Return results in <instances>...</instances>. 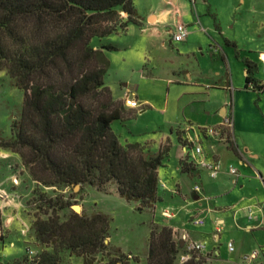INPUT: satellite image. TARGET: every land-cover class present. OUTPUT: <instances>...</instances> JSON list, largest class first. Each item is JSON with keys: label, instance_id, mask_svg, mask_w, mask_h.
I'll return each mask as SVG.
<instances>
[{"label": "rangeland", "instance_id": "1", "mask_svg": "<svg viewBox=\"0 0 264 264\" xmlns=\"http://www.w3.org/2000/svg\"><path fill=\"white\" fill-rule=\"evenodd\" d=\"M134 2L142 16L152 15L153 11L160 10L158 8L166 5L176 8L175 0H134ZM192 8L194 13L199 15L201 24L197 25L203 30L206 40H214L223 45V50L218 49L220 54L210 56L206 51L207 46L203 51L199 50V43L203 46L204 38H199L197 34H192L189 48L179 52L176 49L178 43L173 42L169 33H165L163 28L157 32L144 31L141 26L131 24L127 32L111 35V41L118 44L120 49L110 54L113 67L107 76L106 84L116 82L120 76L131 77L140 85L139 96L151 101L150 112L137 119H131L127 128L121 127L117 121L114 124L118 132L121 131L126 135L131 134L129 130L134 131L135 141L140 142L153 137L160 139L163 133L169 132L168 122L183 116L196 117L197 110L205 106V103L199 102L188 105L194 98H197V101L207 100L204 94H183L189 93L190 87L177 85L176 82L170 83L172 80H185L184 70L190 71L192 76L198 77L204 85L208 82L216 87L225 86L228 96L218 89L212 90L211 105L218 106V102L226 97L229 103L228 113H231V95L234 90L235 99L241 106V110L235 111L234 136L237 144L240 145L241 153L247 156L246 168L242 170L239 158L223 145L226 142H216L208 137V140H201L207 155H212L210 149L214 144L221 143L212 150L220 156L221 173L215 179L204 174L201 180L199 178L195 180L201 184L202 191L209 195V200L205 199L204 205L218 206L216 208L219 212L216 215L218 217L216 219L207 217L206 222L204 212L207 210L204 207L196 203L193 205L181 203L178 199L171 198L168 189L160 190L159 195L163 197L156 202L155 208L139 210V203L128 201L120 196L116 184L112 182L102 188L89 184L78 185V188L45 186L41 181L33 178L29 166L23 164L20 154L8 149L13 152L8 161L20 180V190L17 192L19 199L16 203L20 201L21 204L12 207H16L14 209L17 213L18 209L21 211L20 215H16V212L14 214L15 222L11 233H8L6 227L0 222V228L4 234V239L0 238V264L20 260L27 255L29 248L37 254L53 250L51 245L42 244L37 239L33 223L47 219L53 214L54 209L62 220H66L72 211L87 215L101 211L111 217V225L105 240L108 246L94 255V261L97 264H117L118 261H122L123 264H148L150 233L152 229L159 232L165 226L173 230V239L177 243L178 252L173 264H181L179 254L185 251L184 244H181L184 242L181 235L186 232L189 239L206 241L208 245L203 253L195 252L192 255L191 260L194 262L203 260V264H251L246 261L245 255L264 244V228L253 231L254 228L253 232L245 231L243 228L245 222L240 224L235 213L242 204L247 203V201H241L243 197L247 200L252 199L253 207L264 209V181L258 172L259 169L264 172V94L256 104L253 101L252 92L243 90L244 63L235 57L233 47H227L225 39L236 42L244 56L254 58L260 67L256 76L259 74L264 78V0H196L192 3ZM176 11L178 14V9ZM123 15L125 17V14ZM215 21L221 25L222 34L214 31ZM191 31L196 30L191 28ZM100 41L101 39L94 38L91 44L99 46ZM251 50L256 52L250 53ZM141 73H144L143 75L148 79L141 80ZM169 85L172 89L170 96L167 93ZM128 91L135 93L134 90L125 88L120 94L122 101ZM256 93L258 94L257 91ZM177 97H181L179 104L176 102ZM23 102L24 91L14 84L7 69L0 70V137L9 138L13 135L12 125L13 122L20 121ZM127 108L135 112L140 109ZM143 131L147 133L140 134ZM192 131L194 133L199 131L207 136L204 126L193 128ZM178 134L182 140L186 139L185 134L180 130ZM244 144H248L258 157L250 158L244 150ZM164 145H169V142L166 141ZM145 146L153 150L150 142H146ZM178 156L183 159L186 154L180 152ZM219 156L216 155L215 158L219 159ZM163 163L165 166L162 168V176L168 184L173 186L181 179L185 190L191 192L194 181L188 177H182L183 175L177 171V148H173ZM230 166L244 172L242 181L240 172L237 179L229 173ZM5 171V168L0 165V176ZM35 172L42 177V171ZM161 185L167 188L162 181ZM176 190L178 193L179 189ZM62 200L69 202L71 206L62 208L60 205ZM173 203L175 205L164 209ZM76 206H80V210H77ZM166 211L167 216L163 214ZM165 217L170 219V223L165 221ZM197 217H202L205 224L195 225L193 219ZM218 219L224 220L219 232L216 224ZM23 228L25 232L22 231ZM229 241L235 243L234 252H230L227 248ZM216 250L219 252L218 256H214ZM208 256L215 257L216 261L208 262L206 258ZM119 258L121 260H118ZM59 260L64 264L85 263L82 256L69 249L60 252Z\"/></svg>", "mask_w": 264, "mask_h": 264}, {"label": "trees", "instance_id": "2", "mask_svg": "<svg viewBox=\"0 0 264 264\" xmlns=\"http://www.w3.org/2000/svg\"><path fill=\"white\" fill-rule=\"evenodd\" d=\"M130 24L142 25L134 0H0V70L7 69L24 91L20 121L13 122L11 137H0V147L19 153L33 178L45 186L102 188L112 182L120 196L145 210L155 208L159 169L171 146L161 145L153 152L139 142H121L113 122L139 111L116 99L105 82L110 68L105 51L118 47L91 44L94 38L126 32ZM215 26L221 32L216 21ZM225 43L244 63V88L258 92V104L264 85L256 77L257 62L241 56L236 42ZM224 130L230 149L245 161L231 129ZM178 139L185 144L179 134ZM180 166L186 173L196 169L186 158L180 159ZM35 171H42V177ZM60 205L71 206L63 200ZM111 220L101 211L91 215L72 211L62 220L54 209L47 219L33 223L37 239L53 247L39 254V264L61 262L64 249L92 263L94 255L108 246ZM177 252L171 228L152 229L148 264H173ZM20 260L26 262L27 255Z\"/></svg>", "mask_w": 264, "mask_h": 264}, {"label": "crops", "instance_id": "3", "mask_svg": "<svg viewBox=\"0 0 264 264\" xmlns=\"http://www.w3.org/2000/svg\"><path fill=\"white\" fill-rule=\"evenodd\" d=\"M175 1H176V8L167 7V5L165 4L166 5L165 7L158 8L160 10L153 11L152 15L147 16L145 14V16H142L140 14L141 19H142V25H139V26H141L144 31H156L157 32L160 30V28H163L165 33H169V35H170V31L173 28L174 24L177 21H180V22L183 21L189 27V35L184 41L177 42L178 44H177L176 49L179 52H181L182 50L183 51L187 50L190 46V43H191L190 38H191L192 34H197V36L199 38H204L203 42H202L203 46H201V43H199V45H200L198 48L199 50L203 51L204 47L207 46L206 51L209 52L210 56L211 55L214 56L217 53L220 54V51L218 49L223 50L224 49L223 45H221L220 43H218L217 41H214V40H212V41L208 40V39L206 40L205 35L203 33V30H201L199 28V26L197 25L198 23L201 24V21L199 19V15L195 14L193 11V8H192V3H194L196 0H192V1L191 0H175ZM176 9H178V14H177ZM169 11H172L173 13H168ZM152 16H153V19L151 20ZM214 27H215V30H214L215 32L217 31L220 34H222L223 30H222L221 25H220L221 32L216 29L215 24H214ZM191 28H194V30H196V31L192 32ZM128 29H129V27H128ZM128 29L126 30V32L128 31ZM110 38H111V35L102 38L100 41V45H102L104 43L115 44L113 41H111ZM204 40H206V41H204ZM115 45L118 47V50H119L120 49L119 45L118 44H115ZM227 47H229V46H227ZM225 50H226V52L229 53L227 48H225ZM105 52H106V55L108 56V58L110 59V68H109V70L106 74V77H105V82H107L106 81L107 76L110 74L111 68L113 67V62H112V59L110 57V54L114 51L106 50ZM253 52H256V51H254V50L250 51V53H253ZM234 55H235V52H234ZM241 56L248 57L251 60L255 61L254 58H252L250 56H244L243 54H241ZM244 67H245V65H244ZM245 69H246V67H245ZM245 69H244V73L246 75ZM259 70H260V67H259ZM142 72H144V71H142ZM184 72H185V80H172L170 83L173 84L176 82L177 85L181 84V85L190 87V89H189L190 92L189 93H183V94H204L205 96H207V100L197 101V98H194L188 103V105H191L192 103H195V102L205 103L204 104L205 106H203V108H200L197 110L196 117H194V116H183L182 118H177L176 120H174L172 122H168L167 125H168L169 132L163 133L162 137L160 139L154 138V137L153 138H147L145 142L135 141V139L133 137L135 134L133 133L134 131H132V130H129L131 132L130 135L129 134L126 135V134L122 133L121 131L118 132L114 126L116 121L113 122L112 127H113L114 131L116 132V134L119 136L122 143L139 142L141 144H145L146 142H150L152 145L151 147L153 149L151 151L157 152L160 149V146L164 145L165 142L168 141L170 146H171L168 156L170 155V152L173 150V148H177V158H178L177 171H179L181 173V175H183L182 177L185 176V177L190 178L191 181L192 180L194 181L193 186H191V192H187L185 190L184 183L181 179H179L176 182V184L173 186H170L168 184V182L164 179V176H162V168H163V166H165V163H164L163 166L160 167V169H159L158 200L163 197V196L159 195L160 190L166 191L168 189L170 191L171 198L178 199L181 203H184L186 205H188V204L193 205L196 203L199 206L204 207L205 210H207L204 212L205 216H206L205 219L207 222V217H212V219L213 218L216 219V217H218V216H216L219 213L218 209H216L218 206L217 207L216 206H214V207L205 206L204 201H205V199L209 200V195H207L204 191H201L200 193H196L193 188H194V185L198 183V181H195V180L197 178H199L201 180L202 176L204 174H208V173L204 170H200L197 168H196L197 171H195L194 173H186V172L181 171L180 158H179L178 154L180 152L185 153V151L183 148V144L178 139V133L180 130L183 134H185V137H186L188 134H192L191 132H193L192 131L193 128L200 127V126L206 127V126L220 125L221 122L223 121L224 115L229 114L232 118V121H233V131H234V135H235V111L237 109L241 110V106H240L239 102L237 101V99H235V94L233 92L234 90L232 91L233 100L230 103L231 104V113H228L227 106L229 105V103H228V100H226V97L224 98L223 101L218 102L219 103L218 106L211 105L212 104L211 96L213 93L212 90L218 89L222 92H225L224 94L228 96V94H226L227 88L225 86H217V87L212 86V84H210L208 82H207V84L204 85L203 83L200 82V79L198 77H196V78L193 77L192 74L190 73V71L184 70ZM143 74L144 73H141V80H144L147 78ZM256 77L258 78L259 82L264 85V78H262L259 74ZM107 85L111 88L113 95L116 99H120V94L124 92L125 88L130 89V90L131 89L134 90L135 94L138 97V100L140 101V103L142 104V106L144 108L142 111H139L138 114H136L135 116H133L129 119H126L125 121H117L121 124V127L124 126L127 128V126L130 124L129 121L131 122V119H134V118L137 119L138 117L143 116L144 114L150 112V110L152 109L151 101L147 98H142L139 96L138 89H139L140 85H139V83H137V81L132 80L131 77L120 76L116 82H114V83L110 82ZM171 90L172 89L170 88V85H169L167 88V93L169 96H170ZM243 90L252 92V94L254 95L253 101L255 102V99L258 96L256 91H254L252 89H245V88ZM262 94H264V92H259L260 100L262 98L261 97ZM181 97H182V95H181ZM181 97L176 98L177 104L180 103ZM238 124H239V122H238ZM122 130H124V129H122ZM144 133H147V132L146 131H143L142 133L140 132V134H144ZM195 133L193 132V134H195ZM208 137H209L208 135L205 136L202 133V139L203 140H208L210 138V137L209 138ZM210 139L212 140V138H210ZM235 141H236V137H235ZM236 144H237V141H236ZM218 145H221V143H216V144H214V146L211 147L210 152L212 153V155H207V153H206V155L209 158H215L216 155L219 156V154L217 152L212 151L213 148H217ZM223 145L227 149H230L229 143H226ZM237 145H238V148L240 149L239 143ZM230 150L233 151L232 149H230ZM244 150L250 158L258 157V154H255L253 152V149L248 144H244ZM11 154H13V152H10L8 149H4V148L0 147V161H1L0 165L3 166L6 170L4 173H2V176H0V190L7 194V199H6V197L0 198V222L3 223V225L6 227V231L8 233L12 232L11 228L13 226V223L15 222L14 214L17 213L16 209H14L16 207L13 208L12 206H14V205L19 206L21 204L20 201H19V203H16L17 199H19V195L17 194V192H18V190H20V187H19L20 186V183H19L20 180L18 179L17 175L14 174V171L12 170L13 169L12 164H10V162L8 161V159L10 158L9 156H11ZM234 155L237 158H239L235 153H234ZM243 156L245 157V161H243L239 158V163L242 165V170L244 168H246V165H247V163H246L247 162V156L246 155H243ZM219 159H220V156H219ZM239 170H240L239 172H240V177H241V181H242L243 176H244V172L241 169H239ZM258 172L260 174V177L264 181V172L261 169H259ZM195 173H196V175H194ZM14 180H17V182L14 183ZM161 181L163 182V184L167 188L162 187ZM240 186L243 187L242 185H240ZM176 189H179L178 193H176V191H177ZM216 198L218 199V197H216ZM251 200L252 199L247 200L243 197L241 201H244V202L247 201V203L242 204V206L239 207L240 209L238 210V212L235 213V214H237L236 219H238L239 223L245 222L243 224L244 225L243 228L247 232H253V231H256L258 229L264 228V216H262V215H264V209L263 208L254 206L255 207L254 210H255L256 215L257 214L259 215V220H251L247 217L246 207L252 206ZM254 204H257V203H254ZM173 205H175V204L174 203L170 204V205L166 206L164 209H166V208L168 209ZM17 211H18V213L16 215H20L21 210L18 209ZM164 219H165V221H169L168 223H170V219H168L167 217H165ZM212 225H213V222H212ZM249 225H254L255 229L253 231H248L247 227ZM172 226L174 227V225H172ZM0 238L4 239V234H3L2 228H0ZM12 245H14L13 242H12Z\"/></svg>", "mask_w": 264, "mask_h": 264}, {"label": "built area", "instance_id": "4", "mask_svg": "<svg viewBox=\"0 0 264 264\" xmlns=\"http://www.w3.org/2000/svg\"><path fill=\"white\" fill-rule=\"evenodd\" d=\"M189 35V27L186 23L184 22H176L173 26V28L170 31V36L171 40L173 42H181L184 41ZM251 88H256L254 84H250ZM264 89H260V92H262ZM123 101L127 107L130 108H140L142 104L136 97L135 93H132V91H128V93L125 94L123 97ZM144 108H140L138 111H142ZM230 128L231 132H233V121L232 118L229 114L224 115L223 121L221 122L220 125L217 126H206V134L212 138L213 140L216 141H224L226 143H229L228 141V133L224 130V128ZM202 140V133L199 131H196L195 134H188L185 139V144L183 145L184 151L186 156V160L191 163L193 166H195L197 169L204 170L208 173V175L212 178L215 179L219 176L221 173L222 169V163L220 159L217 158H209L206 155V152L204 150L203 144L201 142ZM229 173L234 176L236 179L239 176V169H237L234 166L229 167ZM16 183L17 180H14ZM194 191L197 193H200L202 191V186L200 183H197L194 185ZM0 196L1 197H6L7 194L2 192L0 190ZM247 211V217L251 220H258L259 216L256 215L255 210L252 206H247L246 207ZM167 216V211L164 212ZM193 223L195 225H204L205 220L202 217H197L193 219ZM217 224V231H221V226L224 224L223 219H218L216 221ZM255 228L254 225H249L247 227L248 231H252ZM23 232L26 230L23 229ZM218 234H216L217 236ZM188 233H183L181 235V238L184 240V248L185 251L181 254H179V261L181 264H186L189 262L193 257L192 255L195 252H201L203 253L207 248V242L206 241H199L196 239H189ZM182 242V241H181ZM227 248L230 252H234L236 250L235 243L234 241H229L227 243ZM214 256H218L219 252L216 250ZM38 256L33 249H28L27 250V261H12L4 264H39L38 262ZM208 262L211 261H216L215 257L208 256L206 257ZM246 261L250 262L251 264H264V244L259 245L257 248H255L250 254L245 255ZM57 264H64L63 262H59ZM73 264H97L96 261H93L92 263H73ZM117 264H123L122 261H118ZM206 264V263H205Z\"/></svg>", "mask_w": 264, "mask_h": 264}, {"label": "bare ground", "instance_id": "5", "mask_svg": "<svg viewBox=\"0 0 264 264\" xmlns=\"http://www.w3.org/2000/svg\"><path fill=\"white\" fill-rule=\"evenodd\" d=\"M76 209H77V210H80V206H76Z\"/></svg>", "mask_w": 264, "mask_h": 264}, {"label": "water", "instance_id": "6", "mask_svg": "<svg viewBox=\"0 0 264 264\" xmlns=\"http://www.w3.org/2000/svg\"><path fill=\"white\" fill-rule=\"evenodd\" d=\"M76 188H78V186H76ZM181 244H183V243H181Z\"/></svg>", "mask_w": 264, "mask_h": 264}]
</instances>
